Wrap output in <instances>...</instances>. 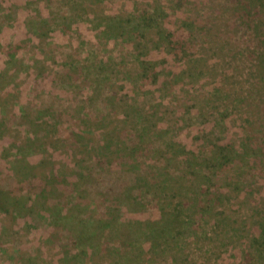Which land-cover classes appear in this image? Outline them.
<instances>
[{"label":"rangeland","instance_id":"1","mask_svg":"<svg viewBox=\"0 0 264 264\" xmlns=\"http://www.w3.org/2000/svg\"><path fill=\"white\" fill-rule=\"evenodd\" d=\"M0 264H264V0H0Z\"/></svg>","mask_w":264,"mask_h":264},{"label":"trees","instance_id":"2","mask_svg":"<svg viewBox=\"0 0 264 264\" xmlns=\"http://www.w3.org/2000/svg\"><path fill=\"white\" fill-rule=\"evenodd\" d=\"M4 200L2 199V197L0 196V209H2L3 208V206H4Z\"/></svg>","mask_w":264,"mask_h":264}]
</instances>
